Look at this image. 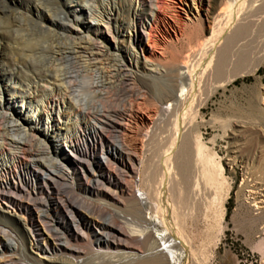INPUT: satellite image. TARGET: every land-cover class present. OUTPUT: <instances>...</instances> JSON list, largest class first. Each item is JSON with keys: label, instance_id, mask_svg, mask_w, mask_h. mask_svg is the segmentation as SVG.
<instances>
[{"label": "bare ground", "instance_id": "bare-ground-1", "mask_svg": "<svg viewBox=\"0 0 264 264\" xmlns=\"http://www.w3.org/2000/svg\"><path fill=\"white\" fill-rule=\"evenodd\" d=\"M178 1L155 15V0H0V264H196L181 221L191 209L196 229L205 197L186 117L260 64L264 0Z\"/></svg>", "mask_w": 264, "mask_h": 264}, {"label": "rangeland", "instance_id": "rangeland-1", "mask_svg": "<svg viewBox=\"0 0 264 264\" xmlns=\"http://www.w3.org/2000/svg\"><path fill=\"white\" fill-rule=\"evenodd\" d=\"M3 1L11 5L9 0ZM175 1L181 6L178 0ZM160 6V0H155L153 8L155 15H160ZM203 9H208L207 4H204ZM261 21L264 22V18ZM263 22H260L261 26ZM205 26L209 30L211 24L205 22ZM252 29L242 41L250 42L256 38L258 27ZM149 30L147 27L146 31ZM184 34L175 49L166 51L163 62L174 61L178 59V55L188 51L191 41L188 39V32ZM11 49L12 44L9 43V48L4 50L7 59L11 57ZM258 49L259 46L256 50ZM259 55L262 56V60L255 71L236 78L218 89L200 108L192 110L188 114L189 117H186L188 123L196 126L193 136L199 135L197 157V175L201 184L199 192H203V185L209 186L205 187L206 191L209 189L208 195L204 190L207 196L204 192L198 193L201 199L205 197L203 201L205 205L202 204L196 229L190 227V219L194 215L191 209L184 210L181 221V230L187 243L190 260L195 259L196 264H264V203L255 206L250 202L251 199L247 198L255 186L261 187L253 190V193L261 192L264 195V48ZM2 115L3 113L0 114V131L8 133L9 128L4 125H9V119L5 114ZM203 163L204 166L201 165ZM206 166L216 178L217 194L212 195V192L215 193L213 188L216 189L214 182H210L213 187L202 184V181L205 183L207 179L199 177L202 173H205L203 176H207L208 171L204 168ZM244 168L248 173L244 175L243 185ZM207 198L210 204L208 200L205 201ZM240 207L243 210L238 213ZM151 215L154 216L153 213ZM6 220L13 239L26 247L24 254L27 257L28 254L36 256L35 253L28 252L23 229L16 221ZM178 264H185V260Z\"/></svg>", "mask_w": 264, "mask_h": 264}]
</instances>
